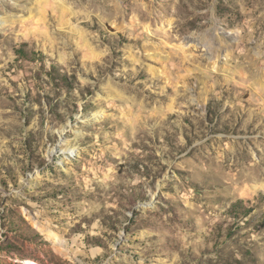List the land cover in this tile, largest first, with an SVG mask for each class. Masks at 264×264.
<instances>
[{"label": "rangeland", "instance_id": "374dc122", "mask_svg": "<svg viewBox=\"0 0 264 264\" xmlns=\"http://www.w3.org/2000/svg\"><path fill=\"white\" fill-rule=\"evenodd\" d=\"M0 264H264V0H0Z\"/></svg>", "mask_w": 264, "mask_h": 264}]
</instances>
